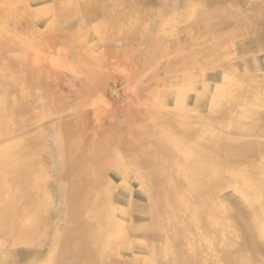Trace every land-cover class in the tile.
<instances>
[{"label": "bare ground", "instance_id": "6f19581e", "mask_svg": "<svg viewBox=\"0 0 264 264\" xmlns=\"http://www.w3.org/2000/svg\"><path fill=\"white\" fill-rule=\"evenodd\" d=\"M147 1L129 0L133 3L128 8L131 16L111 10L115 5L110 4L109 0H71L67 4H53L49 10H57L56 14L63 16V19L67 18L68 22L80 17L76 20L78 27L70 35L73 39H80L84 23L97 15L102 17L94 27L100 34L98 45H108L111 37L118 39L114 44H121V35H125L124 40L129 44L123 51H127L128 47L134 46L133 39L137 34L147 37L148 45L145 44L146 48L143 46L145 50L133 51L136 54L128 52L127 57L137 62L145 60L150 52H156V43L162 47L169 41L172 51L179 48L170 38L172 32L169 37L161 35L168 31L165 25L167 23H171L169 26L172 28L171 25L176 26L179 22L183 24L186 21L184 26L190 32L188 25L191 16H194L191 26H195L197 21H204L210 23L209 30H212L228 27L231 20L240 16V11L225 8V0H213L218 3V8L212 10L211 6H207L200 13L190 4L196 10L195 14L190 7L184 10L182 7L177 14L159 10L158 0L154 9H147L144 6ZM250 2L251 0H242L238 7L242 8V5ZM85 3H89L92 9H88ZM65 10L66 13H60ZM207 10L210 11L209 15ZM135 17H138L137 29L134 31L129 28L119 34L120 29L132 25L129 21ZM153 18L160 23L166 19L163 24L165 26L160 24L156 27V22L151 21ZM212 18H221L215 28L212 27L214 21L210 22ZM6 34L7 32L0 33V58L5 57L7 51L12 49L7 38L9 35ZM228 36H225V41ZM41 37L38 39L43 41ZM94 42L88 47H92ZM123 51L117 53V57L120 58ZM113 53L115 52L106 49L94 56L81 55L80 52L76 54L73 68L80 83L76 90H71L66 95L67 100L51 90L50 82H45L47 80H44L43 72L37 74L35 70H30V65H35L31 52L22 59L21 68L17 72L19 80L13 82L12 77L8 76L0 79V139L13 137L10 143L0 145V232L4 235V240H13L14 247H19L31 245L43 236L50 208L45 192L49 181L47 170L53 166L52 155H55L57 168L61 169L59 181L62 190H58L57 194L64 195L65 226L69 234L68 238L56 235L57 240L51 248L54 252L42 264H264V259L259 255L264 252V138L254 135L264 136V111L250 118L247 116L248 110L238 111L230 105V111L235 114L238 111L240 115L236 119V126L234 121L231 126L230 119H227L226 125L232 127L231 131L239 132L240 136L209 132L213 130L208 124H186L159 119L158 122H168V125H155L146 129L148 137H152L151 143L145 142L147 136L144 138L143 133L136 129L120 136L118 140L116 136L109 138L104 133L101 137L92 135L83 138L79 124L89 115L86 114V118L83 116L79 121L80 118L69 116L58 119L59 114L62 110H78L82 104L86 106L89 103L96 84L90 79L92 75L99 73V62L112 57L110 54ZM215 54L220 59L227 55L221 51H216ZM181 61L182 65H190L187 60ZM151 78L153 80L155 77ZM155 81L154 79L153 83L144 86L135 97L147 103H156L159 97L158 80L156 83ZM45 83L48 85L45 98L48 99L50 113L57 116L54 118L57 134L52 142L48 139V134L43 135L41 131L34 137L26 135L30 121L38 118L35 108H32L31 92L36 86L41 88ZM151 84L154 85L153 88L150 87ZM253 84L255 82H251L245 91L253 89ZM14 89H18L19 95L15 104L12 102L13 96L17 97ZM254 89L258 90V96L264 98V85L259 89L255 86ZM234 92L235 90H231L230 94L234 96ZM183 98L191 101L197 110L205 107L203 95L183 94ZM58 100L63 101L62 107ZM221 110L225 112L223 106ZM221 110L216 106V112ZM128 115H132L131 110H128ZM18 133L23 134L17 136ZM149 148L151 151L140 155L142 150ZM129 152L136 156L133 165L137 167L138 180L150 192L155 212L159 211L156 216L163 215L169 221L168 229L160 228L159 231L151 230L149 233V238H165V244H149L150 255L147 258L135 254L138 252L133 250V242L128 233L138 230L126 227L125 221L129 215L115 206L114 196L110 191L119 182H130L126 175L129 167L121 154ZM224 184L239 194L232 203L228 202L233 198L232 193L220 196ZM122 193L123 196L117 200L125 202L129 191L124 189ZM136 196H142V193L137 192ZM54 202L53 196L52 204ZM31 213L32 216L29 215ZM247 233H250V237ZM249 242L250 248L247 247ZM68 244L72 245L71 250H68ZM0 245L4 251L1 264H35L40 257L39 250L35 253L30 251L28 256L22 257L17 253L7 252L4 243ZM168 247L171 250H167ZM121 255L131 256L132 259L123 261L119 257ZM71 257L76 262H71ZM24 258L27 261L22 263Z\"/></svg>", "mask_w": 264, "mask_h": 264}, {"label": "rangeland", "instance_id": "374dc122", "mask_svg": "<svg viewBox=\"0 0 264 264\" xmlns=\"http://www.w3.org/2000/svg\"><path fill=\"white\" fill-rule=\"evenodd\" d=\"M70 1L71 0H0V33L7 32L9 35L7 38L12 46V49L7 51L8 53L6 56L0 58V79L8 76V78L12 77L13 82L19 80L20 78L17 72L21 68L22 59L28 56V52H31L35 65H30V70H35L37 74L43 72V75H45L44 80L46 79L47 81L45 82L47 83L50 82L51 90L57 93L59 97L67 100L66 95H69L71 90H76L80 83L78 75H76V71L74 70L75 68H73V59L76 57V54L80 52L81 55L89 54V56H94L106 49L115 52L112 55L110 54L112 57H107L99 62V73L92 75L90 81L96 84L92 89L89 103L86 106L82 104L81 108L78 110H62V113L59 114L58 119L69 116L71 118H80L79 121L83 116L86 118V114V116L89 115L86 120L80 121L79 124V131L82 132L83 138L91 137L92 135H100L101 137V134L104 133L109 138L116 136L118 140L120 136L128 134L132 129H136L138 132L143 133L144 138L147 136L145 142L151 143L152 137H148L146 129L154 127L155 125H168V122H158L159 119L174 120L186 124H208L213 130L209 132L215 131L216 133L220 132L222 134L240 136L241 134L239 132L235 130L231 131L233 121L235 126L237 125L236 119H238L240 115L238 111L241 109L248 110L247 113L249 115L247 116H250V118L264 111V105H261L262 102L264 103V98L258 96V90L254 89L255 86L259 89L261 85L255 80L253 89L250 88L248 91H245L249 84H251V74L243 73L239 75L240 77L236 75L235 78L233 66L231 65L234 63L235 59L232 57L229 59V53H226L227 55L222 59V65H220L218 61L220 58H218L217 55H211L214 56V59L210 57V54L213 52L212 49L220 51L219 47L221 46L220 44H222L219 42L220 38L231 34L232 36H228V39L225 41V44L228 45L239 35V30L233 32L232 28H227L226 31L219 32L217 28H215V25L218 24L217 22H220L221 18L218 20L212 18L210 20V22L212 20L214 21L212 27L215 29L212 30H209L211 27L210 23L204 21H197L195 26H191L194 16H191L189 21L190 24L188 26H190V32H187L188 28L184 26L186 21L183 24L179 22L176 26L171 25L172 28L169 26L171 23L165 24L167 25L166 28L168 31L166 33L163 32L161 35L165 34L169 37L172 32L173 35L170 38L176 42L179 48L172 51L168 45L169 41L165 42L166 44L162 47L156 43V52H150L146 55L147 57H145V60L137 62L127 57L129 55L128 52L136 54L135 52L145 50L146 45H148V38L137 34L133 39L134 46L128 47L129 49L127 48V51H123L127 47V44H129L124 40L125 35H121V44H114V42H117L115 40L118 39L111 37V41L108 45L104 43L98 45V37L100 34L94 27L96 23L102 19L100 15L84 23V31L80 39L71 38V33L78 27V22L76 20H79L80 17L72 18L68 22V20H66L67 18L63 19V16L56 14L57 10H49V7L53 4L62 5ZM158 1L159 10H164L170 14H177L182 10V7L183 10L188 9L190 6L188 5L187 7V4L190 3L193 7L198 9V13H200L202 9H207V6H211L210 8L212 10L218 8V3L213 0H184L183 3L182 0ZM158 1L148 0L144 6L147 7V9H154ZM240 1L242 0H225L224 6L227 10L240 11L241 16H246L248 19L252 17L250 15L251 13H259L260 10L255 11L249 6L250 4L245 6L242 5V8L238 7ZM253 1L264 3V0H251V2ZM109 2L115 5L111 10L114 9L120 14L124 13L126 16H131L128 8L132 7L133 3L129 2V0H109ZM151 2H153V4ZM116 4L119 5L116 6ZM84 5H86L88 9H92L89 3H85ZM190 9L192 13H196L195 9L192 7H190ZM204 12L206 14V10H204ZM60 13H66V10L60 11ZM209 14L210 11L207 10V15ZM252 18L255 21L256 18ZM165 20L166 19H163L162 23H160L158 19L153 18L151 21L156 22V27H159L160 24L163 26L164 22L166 23ZM234 20L235 19H233L232 23L235 22ZM242 20H238L237 29H239V26L243 23L241 28H245V19L243 18ZM129 22H131L132 25L130 27L126 25L123 29H120L119 34H122L124 30H129V28H132L134 31L137 29L138 25H136V23L138 22V17H135L133 20L130 19ZM186 24H188V22ZM153 26L152 24V28ZM179 28L182 29L180 30ZM149 31L151 32V30ZM40 36H42L41 38L43 41L38 39ZM247 37L248 35H244L240 39L244 40ZM93 42L94 44L89 48L88 46ZM9 43L7 44L8 47ZM167 46L169 48L168 50ZM86 50H88V52H85ZM121 51L123 52L119 58L117 57V53ZM181 59L184 61L187 60L190 65H182ZM259 63H261L259 68L264 69V58L262 59L259 57ZM86 64L91 66L90 63ZM218 65L220 66L218 67ZM186 68H189V70H186ZM214 69L220 71V73L218 74ZM252 75L254 77H264V72H258ZM153 76L156 80L155 83L158 80L157 95L159 100L156 103H147L138 97L136 98L135 95L138 94L144 86L153 83L154 79L152 80L151 78ZM148 80L150 82H148ZM42 86L41 88H39V86L33 88L34 94L31 92V97L33 98L32 108H35L38 118L36 117L34 121H30L31 124L28 126L26 135L28 137H34L35 134L41 131L43 135L44 133L48 134L50 137H48V139L52 142L55 138L54 135L57 134V126L55 125L56 120L54 119L57 116L55 117L50 113L49 102L48 99L45 98L48 85L45 83ZM153 86L154 85L151 84L150 87L153 88ZM18 89L17 91L15 89L13 91L17 94L16 98H14L15 95L13 96V104L16 103V99L19 96ZM231 90H235L237 95L235 96L234 92V96H232L230 94ZM149 93L153 94L152 90H149ZM183 94L193 96L203 95L206 101L205 107L197 110L191 101L184 98L182 99ZM58 103L61 107L63 106L62 100H58ZM231 104L236 110L239 109L236 111V114L230 111ZM216 106H218L220 110L223 106L225 112L222 110L216 112ZM128 110H131L132 115H128ZM182 112L187 113V115L182 114ZM154 115L155 119L153 120ZM227 119L232 121L230 127L226 125L228 122ZM21 134L23 133H18L17 136H21ZM254 135L255 137L264 138V136L261 135ZM12 139L13 137L0 139V145L3 143H10ZM117 147L120 148L119 145H117ZM61 151L62 147L60 146V152ZM149 151H151V148L148 150L144 149L140 152V155ZM121 154L122 159L128 164L127 167H129L126 175L130 182H119L116 184V187L113 188L114 190L110 189V191L114 196L115 206L120 207L121 210L127 213V216L129 215L125 221L126 227L138 230L128 233L130 240L133 242V250L138 252L135 254L141 258H147L150 255L148 252L149 244H165V238H149V233L151 230L159 231L161 230L160 228L168 229L169 221L168 217H162L163 215L161 216L158 214L159 218L156 216V212L159 213V211L156 210L155 212L154 210V203L149 195L150 192H148L144 185L138 180L136 174L137 167L133 165L135 163L133 160L136 156L130 152ZM52 158L54 163L52 162L53 166H50L49 171L47 170L49 181H47L45 191L49 198L50 208L44 224L46 230L43 231V236L31 245L14 247L13 240H4V235L0 232V243L5 244L4 246L5 249L8 250L7 252L11 251L13 254L17 253V255L23 257L28 256L30 251L34 253L37 250L41 251L40 257L35 264L46 262L50 254L54 252L51 248L57 240L56 235L68 238L69 234L67 226H65L64 216L66 213V206L64 203V195H62V193L59 195L57 194L58 190L61 189V183L59 181L61 169H59L60 167L57 168L55 155H52ZM113 170H115V168H113ZM139 171L142 172L143 170ZM222 188L220 196L229 193L233 195V198L228 202L232 203V201L239 197V194H237L233 188L228 187V185L224 184ZM124 189L129 191V196H126L127 200H125V202H120L117 199L123 196L122 191ZM137 192L142 193V196H136ZM53 196L55 199L54 204H52ZM29 215L32 216V213ZM140 215H144V217ZM156 217L158 221H156ZM247 235L250 237V233H247ZM68 245V250H71L72 245ZM169 245L176 249L174 245ZM247 247H251L250 242ZM167 250L171 249L168 247ZM3 252L0 245V264L1 257L4 258ZM259 255L264 259V252H260ZM119 257L123 261L132 259L131 256L126 255H121ZM24 259L22 263L27 261L26 258ZM70 261L76 262V259L71 257ZM18 264L20 263L18 262Z\"/></svg>", "mask_w": 264, "mask_h": 264}, {"label": "crops", "instance_id": "0c3cea01", "mask_svg": "<svg viewBox=\"0 0 264 264\" xmlns=\"http://www.w3.org/2000/svg\"><path fill=\"white\" fill-rule=\"evenodd\" d=\"M190 4H187V7ZM250 5L255 11L260 10L261 13L260 14L259 13L250 14L252 17L256 18L255 21L252 17L248 19L246 18V16H241L240 14L239 18L237 17L238 19L234 20L236 24L235 22L232 23L233 20H231L230 21L231 23L228 25V27H222V28L219 27V29L217 28L219 32L226 31L227 28H232L233 32H235L236 30H239V35H237L234 41L230 42L228 45L225 44V37L220 38L219 42L223 43V45H221L219 48H220L221 53H224V52L229 53L228 55L229 59L231 57L235 59L233 64L228 62L229 64L233 66V72H234L233 74L235 75V78H236V75L239 76V75H242L243 73L244 74L248 73V74H251V78H250L251 82H254L256 80V82H258L260 85H264V77H260V76L254 77L252 75L258 72H264L263 71L264 69L259 68L261 65V63H259V57L262 59L264 58V34H263L264 33V3L255 1V3L250 2ZM243 18L245 19L244 21L245 28H241V26H239V29H237L238 20H242ZM256 20L259 22L256 23L257 22ZM243 34L248 35V37L244 40H241L240 38L244 36ZM212 50L213 52L210 54V57L214 59V56H211V55L215 54L216 49H212ZM216 55L217 54H215V56ZM219 57L220 56H218V58ZM218 61L220 62V65L223 64L222 59H219ZM220 65H218V67ZM186 70H189V68H186ZM215 71L218 74L220 73V71L218 70H215Z\"/></svg>", "mask_w": 264, "mask_h": 264}]
</instances>
